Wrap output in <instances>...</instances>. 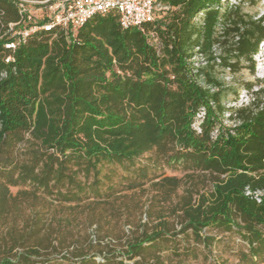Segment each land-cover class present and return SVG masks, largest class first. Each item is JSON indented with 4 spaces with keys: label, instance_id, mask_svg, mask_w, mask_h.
<instances>
[{
    "label": "trees",
    "instance_id": "trees-1",
    "mask_svg": "<svg viewBox=\"0 0 264 264\" xmlns=\"http://www.w3.org/2000/svg\"><path fill=\"white\" fill-rule=\"evenodd\" d=\"M54 1L0 0V264L196 260L221 242L211 232L243 239V261L264 260V80L254 59L264 13L244 9L256 0H164L167 9L141 29L122 28L114 10L76 32L13 35L47 21L33 22L30 6ZM242 69L252 80L238 79ZM242 90L250 104L228 107ZM160 165L183 175L153 172ZM124 181L130 189L154 181V200L173 205L104 262L82 250L59 254L70 219L23 214L42 199L49 209L76 203L93 212Z\"/></svg>",
    "mask_w": 264,
    "mask_h": 264
},
{
    "label": "rangeland",
    "instance_id": "rangeland-1",
    "mask_svg": "<svg viewBox=\"0 0 264 264\" xmlns=\"http://www.w3.org/2000/svg\"><path fill=\"white\" fill-rule=\"evenodd\" d=\"M244 9L249 13H264V0H256L254 4H244ZM47 9L44 7L30 6L29 14L33 22L45 17ZM256 56V55H255ZM255 59L257 76L264 80V46L260 48V54ZM240 80H252V74L247 69H242L238 74ZM244 99V98H243ZM151 153L140 158L139 162L147 163ZM159 175L182 176V170L174 171L167 165H160L157 170L153 171ZM157 181V180H155ZM154 181H149L145 186L130 189L129 183L124 181L120 186V191L111 199L109 203H103L95 211L85 206L73 204H55L51 208L39 200L36 204H27L24 206L25 218L30 219L35 216L34 211H39L46 221H52L54 225L59 222L65 224L66 219L71 220L72 236L64 238V248L59 254L69 251L82 250L87 256L94 257L98 261L104 262L106 254L118 255L123 250L126 240L134 229H150L159 222L158 214L161 211L170 213L172 202H159L154 200L159 198ZM16 191V189H15ZM178 193H181L179 190ZM178 199L175 196L173 201ZM152 212V215H149ZM90 215H93L89 217ZM13 216L10 217L9 223L12 224ZM2 233L6 232V226L1 227ZM216 235L221 241L212 245L202 256L196 260H178L167 261V264H264L260 257L254 262L243 261L241 252H247V246L243 239L237 235L226 233ZM32 242V240H30ZM67 246H70L68 249ZM68 250V251H67ZM70 256L71 254L68 253ZM61 256V255H60ZM119 256V255H118ZM71 260L63 259L59 264H74L77 262L75 257ZM127 262H133L127 259Z\"/></svg>",
    "mask_w": 264,
    "mask_h": 264
},
{
    "label": "built area",
    "instance_id": "built-area-1",
    "mask_svg": "<svg viewBox=\"0 0 264 264\" xmlns=\"http://www.w3.org/2000/svg\"><path fill=\"white\" fill-rule=\"evenodd\" d=\"M163 1L164 0H55L47 8L45 14L47 21L45 23L24 27L23 30L15 31L13 35H18L19 39L23 40V38L40 29L52 31L54 27H60L67 31L72 30L73 32H76L92 17H95L98 14H107L114 10L119 13V22L122 28L141 29L144 23L154 21L160 11L167 9V6L164 5ZM229 1L232 4H238L240 0ZM22 6L24 5L22 4ZM30 19L32 20V16H30ZM16 45V41H10L6 44L7 48H16ZM262 46H264V41L261 43L260 48ZM260 48L255 54L256 56L260 54ZM9 59L10 58H8V60ZM226 78L228 80L231 79L229 75ZM250 97V94L246 90H242L238 96V100L228 101L227 105L228 107H238L250 104ZM205 115V110H202L196 116L195 128L198 132L201 131V125L205 121ZM225 124L233 127L238 125V123L229 120H226ZM247 193L250 194L249 191ZM257 195H260V193H257Z\"/></svg>",
    "mask_w": 264,
    "mask_h": 264
}]
</instances>
